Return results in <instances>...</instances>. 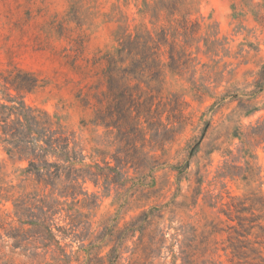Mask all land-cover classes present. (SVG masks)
<instances>
[{"label": "rangeland", "instance_id": "rangeland-1", "mask_svg": "<svg viewBox=\"0 0 264 264\" xmlns=\"http://www.w3.org/2000/svg\"><path fill=\"white\" fill-rule=\"evenodd\" d=\"M237 1L186 0L183 10L199 24L196 39L204 37L211 26L222 45L213 55L203 53L202 41L193 42L187 48L194 60L190 68L181 75L168 73L161 96H180L186 104V123L183 132L173 142H166L162 151L151 149L150 133L145 143L136 144L140 152L160 158L153 172L146 171L139 180L130 170L134 180L109 193L86 185V198L79 197L73 206L82 215L76 234L82 232L85 237L61 241L68 245V254L73 252L71 264H248V259L230 254V239L237 226L230 219L236 215L238 202L243 203L238 209H248L242 213L247 218L262 214L264 143L248 140L249 153L244 156L242 138L232 137V132L239 124L245 134L264 124V79L262 90L250 100L258 111L248 116L229 99L215 108V99L203 91L206 88L215 97L232 87L248 92L254 89L250 84L259 79L264 64V20L256 22L249 14L241 23L234 20L231 6ZM138 2L0 0V88L2 78L15 75L16 70L32 74L37 87L24 95L28 105L56 116L75 133L86 155L94 154V149L112 153L111 137L92 123L93 109L84 101L99 79L104 55L117 45L120 28L133 31L142 25L157 32L167 27L162 19L151 25L139 16ZM231 70L234 75L228 73ZM218 72L220 76H216ZM166 117L164 112L160 121L166 123ZM191 148L196 149L192 155ZM0 161L4 187L8 188L0 192V264H29L19 250H12L7 233L20 227L12 214L14 199L34 188L30 182H21L26 163L10 159L1 146ZM185 163L188 166L177 180L169 166ZM244 171L251 174L249 181L241 179ZM227 173L235 175L223 177ZM58 224L66 222L58 219ZM119 231L127 236L124 240L117 238ZM248 239L255 248L260 242L264 246V235L257 228ZM114 246L118 247L110 256Z\"/></svg>", "mask_w": 264, "mask_h": 264}, {"label": "trees", "instance_id": "trees-1", "mask_svg": "<svg viewBox=\"0 0 264 264\" xmlns=\"http://www.w3.org/2000/svg\"><path fill=\"white\" fill-rule=\"evenodd\" d=\"M129 1L123 0L124 5ZM138 1L139 16L147 18L151 25L162 19L167 27L157 32L142 25L135 26L133 31L120 28L117 45L104 55L99 79L90 86L84 101L93 109L92 123L104 128L111 137L109 145L113 148L112 153L94 149V154L86 155L76 141L75 133L67 130L56 116L28 105L24 95L37 87V79L32 74L16 70L15 75L2 78L0 146L10 159L26 163L21 171V182H30L34 188L32 192L14 199L12 214L20 227L10 230L7 237L12 240V250H19L29 264L72 263L73 252L68 254V245H62L61 241L67 238L82 241L85 237L82 232L76 234L82 215L74 211L73 206L79 203V197L86 198L88 183L109 193L134 180L129 175L130 170L139 176L136 177L139 180L145 178L146 171L153 172L160 158L140 152L136 144L145 143L146 135L150 133L151 149L162 151L166 142H173L183 132L186 123L183 116L186 104L180 96L176 93H169L168 98L161 96L168 73L181 75L190 68L194 60L187 48L193 42L202 41L203 53L213 55H217V49L222 45L217 39V32H211V26L207 27L204 37L196 39L199 24L190 18L188 10H183L186 0ZM231 10L232 18L240 23L247 14L256 22L264 20V0H239L232 4ZM228 73L234 75V70ZM220 75L218 72L216 76ZM263 79L264 64L259 79L250 84L254 87L251 91L232 87L217 97L206 88L203 91L215 99L212 105L215 108L222 107V103L229 99V103L237 102V109L248 116L258 111L252 107L250 100L262 90ZM164 112L167 113L166 123L160 121ZM241 128L240 124L235 126L232 137L242 138L241 151L245 156L249 153L248 140L257 139L264 143V124L250 128L246 134ZM194 152L196 149L191 148L189 154ZM187 164L169 166L171 171L176 172L177 180L185 172ZM248 172L244 171L243 181L251 179ZM234 175L227 173L223 177L232 178ZM3 176L0 161V192L8 190L4 187ZM12 188L10 186L9 189ZM242 204L238 202L234 205L236 215L230 219L237 221L236 228H239L231 227L235 228V236L230 239V254L232 258L248 259V264H264V246L260 242V247L255 248L248 239L254 228L264 235V199L262 214L257 218L244 216L242 213L248 209H238ZM150 214L158 216L153 211ZM58 219L66 224L59 225ZM26 227L28 229H23ZM131 229L134 232L135 228ZM122 235L124 231H119L117 238L124 240L127 237ZM117 247L111 248L110 256Z\"/></svg>", "mask_w": 264, "mask_h": 264}]
</instances>
